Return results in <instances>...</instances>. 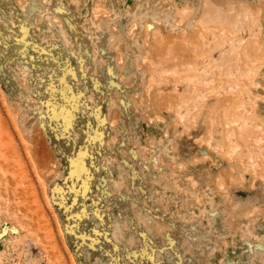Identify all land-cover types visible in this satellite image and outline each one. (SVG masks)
I'll return each mask as SVG.
<instances>
[{
  "label": "rangeland",
  "instance_id": "rangeland-1",
  "mask_svg": "<svg viewBox=\"0 0 264 264\" xmlns=\"http://www.w3.org/2000/svg\"><path fill=\"white\" fill-rule=\"evenodd\" d=\"M0 264H264V0H0Z\"/></svg>",
  "mask_w": 264,
  "mask_h": 264
}]
</instances>
